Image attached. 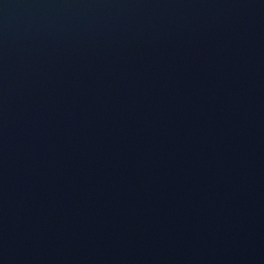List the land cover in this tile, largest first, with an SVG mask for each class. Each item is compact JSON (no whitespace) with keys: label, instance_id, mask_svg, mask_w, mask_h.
Masks as SVG:
<instances>
[{"label":"water","instance_id":"water-1","mask_svg":"<svg viewBox=\"0 0 264 264\" xmlns=\"http://www.w3.org/2000/svg\"><path fill=\"white\" fill-rule=\"evenodd\" d=\"M0 264H264V0H0Z\"/></svg>","mask_w":264,"mask_h":264}]
</instances>
